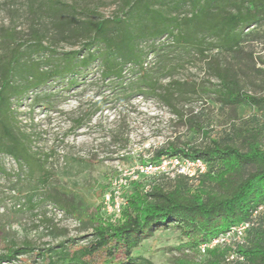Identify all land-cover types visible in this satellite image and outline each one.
<instances>
[{
	"label": "rangeland",
	"instance_id": "374dc122",
	"mask_svg": "<svg viewBox=\"0 0 264 264\" xmlns=\"http://www.w3.org/2000/svg\"><path fill=\"white\" fill-rule=\"evenodd\" d=\"M121 5L122 0H0V55L9 53L11 44L4 38L12 34L16 42L28 44L24 49L29 59L48 65L50 54L30 47L37 30L43 44L59 56L80 51L86 38L74 32L76 27L98 17L113 18L121 14ZM150 44L145 41L141 47L148 54V73L158 80L157 94L133 89L137 70L128 67L120 85L103 80L95 63L81 72L75 87H69V78L57 79L15 102L20 135L53 173L49 190L69 200L76 213L66 215L47 202L29 207L19 192L28 188L27 172L21 173L11 157L0 155L5 170L0 173V252L25 241L39 248L68 239L86 243L100 219L107 220L103 199L113 188L127 200L135 185L143 192L153 182L166 184L184 176L192 184L200 177L198 168L187 165L150 169L147 161L160 149L203 148L212 140L243 145L250 134L264 146V109L223 105L210 67H228L241 90L264 96V23L245 31L235 53L214 50L199 56L174 48L166 38L150 52ZM164 87L174 92L172 106L161 98ZM197 188L192 184V191ZM235 243L224 242L203 254L188 236L171 228L156 231L134 255L154 264H238L236 258L231 260L232 252L242 247Z\"/></svg>",
	"mask_w": 264,
	"mask_h": 264
},
{
	"label": "trees",
	"instance_id": "16d2710c",
	"mask_svg": "<svg viewBox=\"0 0 264 264\" xmlns=\"http://www.w3.org/2000/svg\"><path fill=\"white\" fill-rule=\"evenodd\" d=\"M186 7L188 11L183 14ZM262 23L264 0H122L121 14L98 17L76 27L74 32L86 38L83 50L59 56L43 44L42 32L37 30L30 47L38 54L49 53L48 65L29 59L24 49L28 44L7 35L4 40L11 49L7 55H0V155L11 157L21 173L27 172L28 188L19 189L25 203L36 207V202H47L66 215L76 213L69 200L49 190L53 173L20 135L15 102L57 79L69 78V87H75L81 72L95 63L103 80L120 85L131 67L139 74L133 89L145 94V88L157 94L159 83L145 66L148 54L141 47L143 42H151L150 52L156 51L157 41L166 38L174 48L199 56L214 50L235 53L245 31ZM210 67L219 81L216 94L223 105L264 109V96L241 90L231 69ZM163 90L161 98L172 106L174 92L170 87ZM244 141L239 145L212 140L203 148L171 146L158 150L149 164L159 166L164 158L172 157L204 162L206 173L192 183L198 188L192 191L190 179L184 176L166 184L153 182L143 192L135 185L122 219L109 222L101 218L86 243L68 239L44 248L30 241L12 243L0 252V264H154L135 256L134 251L158 230L178 228L198 248L242 223L251 226L242 248L236 249L243 258L237 263L264 264V146L255 134ZM0 173H5L1 162Z\"/></svg>",
	"mask_w": 264,
	"mask_h": 264
},
{
	"label": "built area",
	"instance_id": "2783aa9c",
	"mask_svg": "<svg viewBox=\"0 0 264 264\" xmlns=\"http://www.w3.org/2000/svg\"><path fill=\"white\" fill-rule=\"evenodd\" d=\"M165 165H173L174 167L181 168L183 165H187L189 167L198 168V174L202 175L206 173L207 166L204 162L198 160H190V159H182L179 157L172 158H164L159 166H155L150 164V169L153 167L157 168ZM148 169V168H147ZM183 174V173H182ZM103 210L105 212L104 218L111 222H116L122 219L123 211L127 206V200L121 195L119 191H116L114 188L109 191L103 199ZM250 223H242L237 226L232 227L229 231L220 234L219 236L213 238L209 242L201 244L197 249L205 254L207 250L212 248H216L218 245H222L224 242L234 241L235 244L243 245L246 237V231L250 228ZM235 249V248H234ZM237 261H242L243 258L236 253V250L232 252L231 260L235 259Z\"/></svg>",
	"mask_w": 264,
	"mask_h": 264
}]
</instances>
